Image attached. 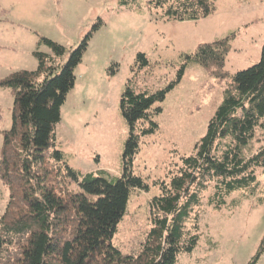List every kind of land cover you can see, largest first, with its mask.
Returning a JSON list of instances; mask_svg holds the SVG:
<instances>
[{
	"label": "rangeland",
	"instance_id": "rangeland-1",
	"mask_svg": "<svg viewBox=\"0 0 264 264\" xmlns=\"http://www.w3.org/2000/svg\"><path fill=\"white\" fill-rule=\"evenodd\" d=\"M214 12L205 18L166 21L150 0H0V78L24 69L34 70L33 51L50 54L39 37L69 50L90 34L75 83L60 108L55 146L67 165L81 173L104 171L115 179L122 171V153L128 126L119 99L128 81L137 90L155 91L173 81L185 54L198 43L233 33L223 69L233 74L259 60L264 44V0H212ZM148 60L139 66L137 54ZM66 55L60 62L65 61ZM230 80L210 76L194 63L185 66L180 81L152 116L157 129L141 136L132 170L148 185L133 190L117 225L113 244L122 253L138 250L150 228V201L159 193L158 182L167 180L204 134L207 122L223 98ZM13 97L0 87V132L11 125ZM139 127L149 124L142 122ZM251 151L261 145L257 129ZM2 135L0 134V145ZM250 194L238 190L225 196L214 209L209 203L212 185L187 222L197 234L195 248L180 253L177 264H248L264 239V173L255 171ZM68 187L76 184L66 181ZM8 190L0 181V216ZM254 264H264V249Z\"/></svg>",
	"mask_w": 264,
	"mask_h": 264
},
{
	"label": "trees",
	"instance_id": "trees-1",
	"mask_svg": "<svg viewBox=\"0 0 264 264\" xmlns=\"http://www.w3.org/2000/svg\"><path fill=\"white\" fill-rule=\"evenodd\" d=\"M150 5L166 21H195L214 12L212 0H150ZM89 36L69 50L39 37L37 45H46L50 54L35 50L34 70L20 69L0 78V87L13 97L10 128L0 132V181L8 190L0 216V264H177L180 253L196 246L198 236L187 222L210 185L209 203L219 209L232 192L251 194L255 171L264 173V44L256 63L228 74L223 67L233 33L198 43L163 88L136 91L131 81L125 84L119 110L128 135L120 176L108 179L102 170L83 174L67 165L55 146L54 130ZM137 61L139 66L148 63L143 53L137 54ZM189 63L230 82L192 152L181 156L167 180L158 182L159 193L150 201V228L138 250L122 253L113 244L117 225L132 191L148 189L132 170L140 137L157 129L152 116L161 107L155 104L180 81ZM142 122L149 125L139 127ZM257 129L262 143L252 152ZM68 180L75 189L68 187ZM263 249L264 239L248 264H254Z\"/></svg>",
	"mask_w": 264,
	"mask_h": 264
}]
</instances>
